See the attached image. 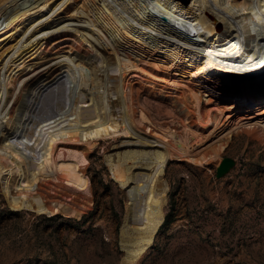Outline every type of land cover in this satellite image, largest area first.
I'll return each mask as SVG.
<instances>
[{
  "label": "bare ground",
  "instance_id": "obj_1",
  "mask_svg": "<svg viewBox=\"0 0 264 264\" xmlns=\"http://www.w3.org/2000/svg\"><path fill=\"white\" fill-rule=\"evenodd\" d=\"M182 2L190 8L176 0H0V189L9 206L78 212L68 199L47 200L37 191L39 177L53 168L71 189L88 191V177L79 166L86 159L84 150L69 147L57 162L50 156L55 139L84 136L92 145L114 132H129L107 157L132 209L126 249L139 251L166 192L161 178L168 157L203 163L220 155L225 137L210 153L199 155L179 137L175 144L166 140L173 134L169 126L158 133L139 131L121 86L123 72L143 54L137 46L195 66L189 76L207 72L240 93L249 86L255 100H264V0ZM59 29L89 43L94 52H59L52 61L40 54L37 62L45 63L46 72L25 80L12 100L13 66L22 65L50 31ZM56 68L59 77L44 83ZM168 79L171 85L177 82ZM190 95L197 106L200 98L192 90Z\"/></svg>",
  "mask_w": 264,
  "mask_h": 264
},
{
  "label": "rangeland",
  "instance_id": "obj_2",
  "mask_svg": "<svg viewBox=\"0 0 264 264\" xmlns=\"http://www.w3.org/2000/svg\"><path fill=\"white\" fill-rule=\"evenodd\" d=\"M176 2L190 8V3ZM79 40L63 29L50 31L22 65L13 66L11 99L25 80L46 72L45 63L37 62L40 54L46 53L42 60L52 61L59 52L93 51ZM137 48L143 53L135 60L139 68L125 70L121 86L139 131L158 133L169 126L173 134L166 140L175 144L179 137L199 155L210 153L225 137L220 155L203 163L168 157L161 178L166 192L146 225L139 251L130 253L125 242L132 209L107 157L129 132H114L92 145L84 136L58 137L50 155L55 161L65 158L69 147L84 150L86 159L79 166L88 177V191L68 187L55 168L39 177L37 191L47 200L68 199L78 211L71 214L11 207L0 189V264H264V100H255L249 86L240 93L210 73L189 76L195 66ZM57 69L42 81L58 78ZM168 78L177 82L171 85ZM190 90L200 98L197 106ZM226 128L231 131L221 135ZM222 154L236 160L216 177L215 165ZM169 210L172 216L164 221Z\"/></svg>",
  "mask_w": 264,
  "mask_h": 264
},
{
  "label": "water",
  "instance_id": "obj_3",
  "mask_svg": "<svg viewBox=\"0 0 264 264\" xmlns=\"http://www.w3.org/2000/svg\"><path fill=\"white\" fill-rule=\"evenodd\" d=\"M13 137L16 138V136H13ZM235 160L236 159L233 155L222 154L220 159L218 160V162L215 165V169H214L215 176L220 177L221 175L226 173L234 165ZM163 171H164V168H163ZM124 218H125V216H124Z\"/></svg>",
  "mask_w": 264,
  "mask_h": 264
},
{
  "label": "trees",
  "instance_id": "obj_4",
  "mask_svg": "<svg viewBox=\"0 0 264 264\" xmlns=\"http://www.w3.org/2000/svg\"><path fill=\"white\" fill-rule=\"evenodd\" d=\"M171 211L169 210L168 213H166L165 217H164V221H169V219L171 218Z\"/></svg>",
  "mask_w": 264,
  "mask_h": 264
}]
</instances>
